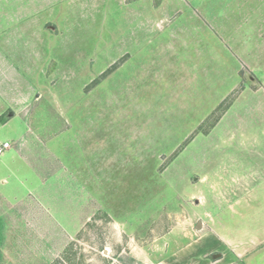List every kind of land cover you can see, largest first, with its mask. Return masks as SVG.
Instances as JSON below:
<instances>
[{
  "label": "rangeland",
  "instance_id": "1",
  "mask_svg": "<svg viewBox=\"0 0 264 264\" xmlns=\"http://www.w3.org/2000/svg\"><path fill=\"white\" fill-rule=\"evenodd\" d=\"M0 47V264H264V0H0Z\"/></svg>",
  "mask_w": 264,
  "mask_h": 264
},
{
  "label": "crops",
  "instance_id": "2",
  "mask_svg": "<svg viewBox=\"0 0 264 264\" xmlns=\"http://www.w3.org/2000/svg\"><path fill=\"white\" fill-rule=\"evenodd\" d=\"M11 55L7 53H3V48L0 47V125L7 126L11 124L13 120H15L17 117H19L20 112L24 111V109H28V105L30 104L31 100V93L27 91H21L19 94H17V89L13 88L14 82H17V78L14 76H11L10 74L16 73L18 71L15 70V67L11 65L10 63V57ZM115 65V64H114ZM120 67V66H119ZM118 67V68H119ZM161 67V65L158 67V69ZM205 67V66H204ZM114 70L112 73L116 72L118 70ZM171 68V70H170ZM193 65L190 66L186 62L181 61V63L178 62V64L167 67L166 69L170 70V75L173 77V75L180 76L178 80H182L185 86L188 88L192 86L193 81L195 80V73ZM202 69L199 70V72L203 75L206 74L205 68L201 67ZM209 68V67H208ZM111 73V74H112ZM193 73V75H192ZM203 86H202V95H206L205 91L207 89V83H204L205 76L201 77ZM211 78V77H210ZM200 79V80H201ZM17 80V81H16ZM210 83V80L208 81ZM7 84V85H6ZM195 89V87H194ZM211 90V89H210ZM14 91V92H13ZM211 94V91H210ZM209 94V95H210ZM40 96V94L36 97V99ZM35 99V100H36ZM4 100V102H3ZM3 142H10L8 140H5ZM3 142H0L3 143ZM11 143V142H10ZM254 241V239H252ZM259 241V239H257Z\"/></svg>",
  "mask_w": 264,
  "mask_h": 264
},
{
  "label": "trees",
  "instance_id": "3",
  "mask_svg": "<svg viewBox=\"0 0 264 264\" xmlns=\"http://www.w3.org/2000/svg\"><path fill=\"white\" fill-rule=\"evenodd\" d=\"M120 65V63L119 64H115V65H113L109 70H107L105 73H103V75H101V77L102 78H106V77H108L114 70H116L117 68H118V66ZM100 77V78H101ZM97 79L96 81H94L93 83H92V85L93 86H96L97 84H99V82H100V80L101 79ZM223 106V104H221V107ZM228 108V107H227Z\"/></svg>",
  "mask_w": 264,
  "mask_h": 264
},
{
  "label": "built area",
  "instance_id": "4",
  "mask_svg": "<svg viewBox=\"0 0 264 264\" xmlns=\"http://www.w3.org/2000/svg\"><path fill=\"white\" fill-rule=\"evenodd\" d=\"M12 149L10 142H3L0 144V156L4 155L7 151Z\"/></svg>",
  "mask_w": 264,
  "mask_h": 264
}]
</instances>
